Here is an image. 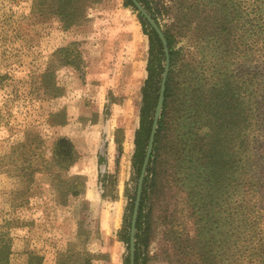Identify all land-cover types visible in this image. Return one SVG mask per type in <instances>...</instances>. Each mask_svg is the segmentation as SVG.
Here are the masks:
<instances>
[{
	"label": "rangeland",
	"instance_id": "1",
	"mask_svg": "<svg viewBox=\"0 0 264 264\" xmlns=\"http://www.w3.org/2000/svg\"><path fill=\"white\" fill-rule=\"evenodd\" d=\"M47 4L0 0V225L7 221L9 262L129 264L149 25L125 0H86L84 19L65 29ZM153 222L146 264H163Z\"/></svg>",
	"mask_w": 264,
	"mask_h": 264
},
{
	"label": "trees",
	"instance_id": "2",
	"mask_svg": "<svg viewBox=\"0 0 264 264\" xmlns=\"http://www.w3.org/2000/svg\"><path fill=\"white\" fill-rule=\"evenodd\" d=\"M137 1L158 25L166 20L169 70L141 190L134 264H146L154 217L163 264H264V0ZM85 3L48 0L47 6L66 29L84 19ZM145 30L137 173L164 67L156 33ZM5 225L0 264H10ZM27 264L42 262L30 256Z\"/></svg>",
	"mask_w": 264,
	"mask_h": 264
},
{
	"label": "water",
	"instance_id": "3",
	"mask_svg": "<svg viewBox=\"0 0 264 264\" xmlns=\"http://www.w3.org/2000/svg\"><path fill=\"white\" fill-rule=\"evenodd\" d=\"M130 1L136 8L137 12L143 17V19L147 22V24L156 33L162 45L163 54H164V67H163V71L161 74L158 97H157L156 105L154 108V113L152 117V123H151L150 131H149V135H148L145 153L143 156V160H142L138 178H137L135 197H134L133 206H132L131 215H130L129 240H128L129 264H134V250H135L134 243H135V230H136L135 224H136V218H137V213H138L143 180H144L146 169H147L150 156L152 153L154 135L157 129V123H158V119L160 117V113L162 109L165 81H166L168 70H169V52H168L167 42L164 37L163 31L161 27L158 25V23L155 21L153 16L150 15L148 11H146L144 7L137 0H130Z\"/></svg>",
	"mask_w": 264,
	"mask_h": 264
}]
</instances>
